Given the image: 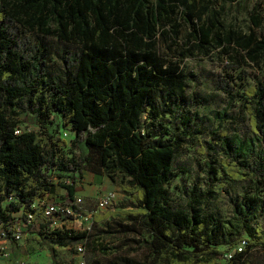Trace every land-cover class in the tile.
I'll use <instances>...</instances> for the list:
<instances>
[{"label": "trees", "instance_id": "16d2710c", "mask_svg": "<svg viewBox=\"0 0 264 264\" xmlns=\"http://www.w3.org/2000/svg\"><path fill=\"white\" fill-rule=\"evenodd\" d=\"M207 2L0 0L1 227L11 231L32 214L31 225L40 222L46 240L66 245L74 230L50 229L38 201L66 199L65 194L73 199L77 178L90 170L128 183L119 181L125 205L94 214L95 222L116 220L125 237L115 249L128 246L127 254H116L107 264H218V256L228 252L226 264H250L248 254L264 248V228L255 218L264 201L232 198L237 226L205 215L200 206L224 190L226 178L264 187V82L244 89L248 102L239 114L235 83L218 74L213 92H188L192 74L181 61L194 51L208 55L215 44H232L247 61L262 62L264 34L224 33L220 12L210 5L214 0ZM249 17L259 25L255 10ZM182 24L189 31L179 43ZM168 40L174 55L161 45ZM222 94L221 109L208 114L192 109ZM21 113L32 114L38 128L18 127ZM52 113L64 119L61 130H68L70 139L49 132ZM227 120H238L239 129H213ZM205 129L217 136L198 148L209 157L205 187L192 185L190 199L174 205L165 185L181 163V145ZM80 142L86 154L65 155V148ZM65 174L69 183L61 181ZM141 247L148 250L143 259L129 254Z\"/></svg>", "mask_w": 264, "mask_h": 264}, {"label": "rangeland", "instance_id": "374dc122", "mask_svg": "<svg viewBox=\"0 0 264 264\" xmlns=\"http://www.w3.org/2000/svg\"><path fill=\"white\" fill-rule=\"evenodd\" d=\"M205 1L209 4L207 0ZM210 5L221 14L224 33L230 29L247 33L253 29L257 36L264 34V0H214ZM252 9L259 15L258 26H255L249 17V12ZM172 23L168 22L166 27H170ZM179 30L177 39L181 43L189 30L184 24L180 26ZM222 35L221 33L220 37ZM169 43L170 40L167 43H161V45L170 55H174L175 52L167 49ZM226 45L215 44L208 55L194 51L192 55L182 59L181 65L186 72L192 74L188 92L194 89H199L204 93L213 92L215 90L213 79L218 74L235 83L236 86L234 85V87L238 90V93L234 104L236 105L237 113L240 114L241 111L245 110V105L248 102L243 92L244 89L257 81L264 82V61H258L257 63L247 61L244 59L242 50L232 44L230 46ZM224 106H226V96L222 94L211 103L194 104L192 109L200 114H208L210 111L221 109ZM49 121L47 124L49 132L54 135H61L63 131L61 129L64 128L65 123L60 114L52 113ZM18 127L22 130L38 128L34 116L30 113H21L19 115ZM216 127L214 126L213 129H218V133L222 130H227L231 133L239 129V121L227 120L221 126ZM212 136L214 139L211 141L215 142L217 136L211 135L209 130L205 129L202 133L192 136L189 142L181 145L179 150L181 163L176 166L169 182L165 185L167 197L174 205L183 206L190 199L188 189L192 185L205 187L206 167L204 164L209 157L201 155L198 152V148L202 144L201 141H207ZM63 152L66 156L73 154L83 156L86 154L87 149L80 142L73 150L68 147ZM120 180L123 181L124 185L128 184L125 178L121 179L118 177L116 183L120 185V188L115 193V203L100 210L97 214L114 211L116 207L125 205L127 201L126 193L121 188ZM61 181L70 182L66 174L62 176ZM64 193L66 192L64 191ZM64 197L68 199L66 194ZM245 197H253L261 203V201H264V187L254 180L232 181L226 178L224 190L200 207L205 215H212L226 223L227 226L229 223L237 226L240 225V222L239 218L234 215L231 199L236 198L240 201L244 200ZM44 200L48 199H40V201ZM97 201L98 198L96 196H91L90 199L82 198L81 206L78 207L79 215L75 219L67 216L68 219L64 220V229L72 228L74 230V237L66 240V245L51 244L44 238L43 233H40L42 230L40 222H36L33 225L24 227L21 240L10 241L3 246V250L0 251V264H77L76 248L80 245L84 247V257L87 264H92L94 260H98L101 264H107L116 254H127L128 246H123L119 250L114 248L125 237L118 231L119 227L116 220L107 218L97 222L94 221V214L96 213H92V211L96 210ZM255 218L264 228V204L261 211L257 212ZM239 229L241 230V236L245 237L247 234L244 228L239 227ZM82 232H86V234L80 236ZM95 241H98V243L96 244ZM102 246L109 248L107 253L100 252L99 249ZM147 252V248L141 247L129 254L143 259ZM229 253L218 256V264H226ZM248 261L250 264H264V248L253 249L248 254Z\"/></svg>", "mask_w": 264, "mask_h": 264}, {"label": "built area", "instance_id": "2783aa9c", "mask_svg": "<svg viewBox=\"0 0 264 264\" xmlns=\"http://www.w3.org/2000/svg\"><path fill=\"white\" fill-rule=\"evenodd\" d=\"M16 133L20 132L19 128L15 129ZM62 137L65 139H70V132L68 130H63ZM115 193L108 192L101 197H99L96 205V210H93L92 213H97L100 210L109 207L115 203ZM40 205L43 206L44 215L49 218V228H61L64 226V220L68 219L67 216H71L72 219H75L79 215V208L82 203V198L74 196L73 199H48L44 201H38ZM33 204V206H35ZM32 214H28L26 220H21L14 224L13 230H5L0 225V251L3 250V246L10 241H19L23 237L24 227L32 224ZM78 261L77 264H87L84 257V247L78 246L76 248ZM5 255V254H3ZM227 257H230L228 254Z\"/></svg>", "mask_w": 264, "mask_h": 264}, {"label": "crops", "instance_id": "0c3cea01", "mask_svg": "<svg viewBox=\"0 0 264 264\" xmlns=\"http://www.w3.org/2000/svg\"><path fill=\"white\" fill-rule=\"evenodd\" d=\"M119 188L120 185L110 180L108 176L90 170H83L81 176L76 180L74 196L85 199L96 196L99 199L108 192L116 193Z\"/></svg>", "mask_w": 264, "mask_h": 264}]
</instances>
